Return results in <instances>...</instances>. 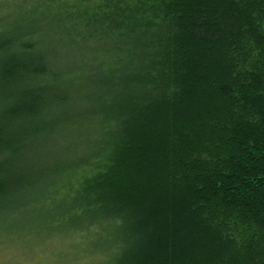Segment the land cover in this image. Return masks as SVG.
I'll use <instances>...</instances> for the list:
<instances>
[{"label": "trees", "instance_id": "1", "mask_svg": "<svg viewBox=\"0 0 264 264\" xmlns=\"http://www.w3.org/2000/svg\"><path fill=\"white\" fill-rule=\"evenodd\" d=\"M28 216L75 264H264V0H0L2 229Z\"/></svg>", "mask_w": 264, "mask_h": 264}, {"label": "rangeland", "instance_id": "2", "mask_svg": "<svg viewBox=\"0 0 264 264\" xmlns=\"http://www.w3.org/2000/svg\"><path fill=\"white\" fill-rule=\"evenodd\" d=\"M26 221L30 216L17 224L20 232L11 234L2 229L6 224L0 221V264H75V249L60 245L55 235L46 240L44 234L29 230Z\"/></svg>", "mask_w": 264, "mask_h": 264}]
</instances>
